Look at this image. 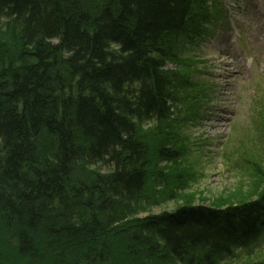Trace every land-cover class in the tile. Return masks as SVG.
<instances>
[{"label":"trees","instance_id":"obj_1","mask_svg":"<svg viewBox=\"0 0 264 264\" xmlns=\"http://www.w3.org/2000/svg\"><path fill=\"white\" fill-rule=\"evenodd\" d=\"M220 8L0 0L10 28L0 58V264H227L264 242V152L249 184L254 200L137 218L178 200L187 184L169 129L172 103L185 104L176 86L186 83L162 68L176 63L183 38L211 34ZM195 19L204 27L193 29ZM82 168L88 179L75 178Z\"/></svg>","mask_w":264,"mask_h":264},{"label":"rangeland","instance_id":"obj_2","mask_svg":"<svg viewBox=\"0 0 264 264\" xmlns=\"http://www.w3.org/2000/svg\"><path fill=\"white\" fill-rule=\"evenodd\" d=\"M219 2L222 18L216 23L217 19L212 21L215 28L211 34L197 41L191 34L183 38L176 63L165 62L162 68L163 72L174 73L178 80L185 81L187 87L176 86L177 99H184L185 104L172 103L173 123L169 124L181 157L174 169L184 173L187 184L178 200L147 206L137 218L171 212L185 203L236 204L250 195L249 184L256 176L253 169L264 152V119L257 111L258 99L264 98V50L255 46L250 33L261 25L264 0ZM195 20L196 24L191 23L193 29L204 27ZM0 23L2 58L6 56V43L10 45L6 40L10 28L5 27V20ZM237 29L234 44L232 35ZM143 127L151 128V124L144 122ZM86 168L107 172L106 167L99 165ZM83 169L76 172L75 178L90 177V171ZM147 189L149 193L156 191L155 182L151 181ZM255 198L250 195L251 200ZM263 259L264 242L249 257L237 253L227 264H250Z\"/></svg>","mask_w":264,"mask_h":264},{"label":"bare ground","instance_id":"obj_3","mask_svg":"<svg viewBox=\"0 0 264 264\" xmlns=\"http://www.w3.org/2000/svg\"><path fill=\"white\" fill-rule=\"evenodd\" d=\"M250 38L257 48L264 50V24L255 26L250 33Z\"/></svg>","mask_w":264,"mask_h":264}]
</instances>
